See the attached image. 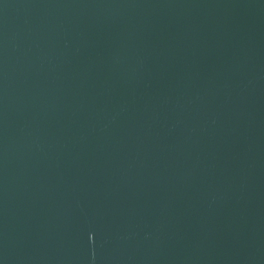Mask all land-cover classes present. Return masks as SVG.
<instances>
[{
  "label": "water",
  "instance_id": "1",
  "mask_svg": "<svg viewBox=\"0 0 264 264\" xmlns=\"http://www.w3.org/2000/svg\"><path fill=\"white\" fill-rule=\"evenodd\" d=\"M0 264H264V0H0Z\"/></svg>",
  "mask_w": 264,
  "mask_h": 264
}]
</instances>
